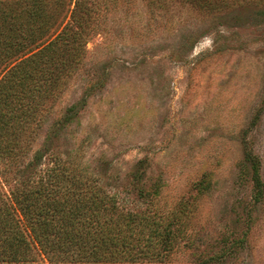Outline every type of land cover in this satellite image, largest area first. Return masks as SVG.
Here are the masks:
<instances>
[{"label":"rangeland","instance_id":"rangeland-1","mask_svg":"<svg viewBox=\"0 0 264 264\" xmlns=\"http://www.w3.org/2000/svg\"><path fill=\"white\" fill-rule=\"evenodd\" d=\"M84 2L97 31L36 144L75 106L55 145L76 150L123 209L146 211L137 188L156 179L161 211L190 205L168 264H264V197L255 202L243 158L245 144L264 183V0Z\"/></svg>","mask_w":264,"mask_h":264},{"label":"trees","instance_id":"trees-1","mask_svg":"<svg viewBox=\"0 0 264 264\" xmlns=\"http://www.w3.org/2000/svg\"><path fill=\"white\" fill-rule=\"evenodd\" d=\"M64 4L0 0V264H168L187 237L190 205L181 201L176 211H161L157 179L139 190L144 159L137 161L134 185L149 207L138 212L123 209L76 150L60 152L55 145L78 114L75 106L36 144L98 28L96 10L84 0ZM243 149L252 195L260 202V160L247 145ZM208 182L204 174L193 184L195 197Z\"/></svg>","mask_w":264,"mask_h":264}]
</instances>
